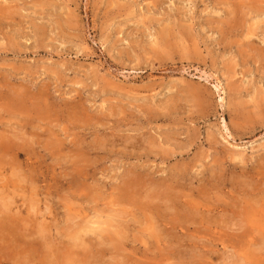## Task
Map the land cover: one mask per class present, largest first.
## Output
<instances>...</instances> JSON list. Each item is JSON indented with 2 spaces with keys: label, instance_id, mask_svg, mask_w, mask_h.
Listing matches in <instances>:
<instances>
[{
  "label": "rangeland",
  "instance_id": "obj_1",
  "mask_svg": "<svg viewBox=\"0 0 264 264\" xmlns=\"http://www.w3.org/2000/svg\"><path fill=\"white\" fill-rule=\"evenodd\" d=\"M0 212V264H264V0H0Z\"/></svg>",
  "mask_w": 264,
  "mask_h": 264
},
{
  "label": "bare ground",
  "instance_id": "obj_2",
  "mask_svg": "<svg viewBox=\"0 0 264 264\" xmlns=\"http://www.w3.org/2000/svg\"><path fill=\"white\" fill-rule=\"evenodd\" d=\"M15 96H16V95H15ZM38 107H39V106H38ZM6 126H7V125H6ZM6 130H7V129H6ZM49 131H50V130H49ZM8 133H9V132H8ZM6 142H7V141H6ZM16 142H17V141H16ZM22 147H23V146H22ZM7 157H8V156H7ZM139 184H140V183H139ZM137 190H138V189H137ZM244 190H245V189H244ZM163 192H164V191H163ZM146 195H147V194H146ZM10 198H11V197H10ZM10 200H11V199H10ZM178 200H179V199H177V201H178ZM11 201H13V200H11ZM131 201H133V200H131ZM6 203H7V201H6ZM37 203H38V202H37ZM3 205H4V203H3ZM37 205H39V204H37ZM6 206H7V205H6ZM2 207H4V206H2ZM9 207H10V206H9ZM31 207H32V206H31ZM33 208H34V206H33ZM9 210H11V209H9ZM34 210H35V208H34ZM37 210H38V209H37ZM32 211H33V210H32ZM6 212H7V211H6ZM10 212H11V211H10ZM192 212H193V211H192ZM135 213H136V212H135ZM147 213H148V212H147ZM0 214H1V212H0ZM1 215H4V214H1ZM7 216H8V215H7ZM216 216H217V215H216ZM0 218H2V217H0ZM3 218H4V217H3ZM0 220L3 221L4 219H0ZM8 220H9V219H8ZM2 221H1V222H2ZM15 221H16V220H15ZM238 221H239V220H238ZM1 222H0V223H1ZM8 222H9V223H10V222L12 223L11 220H9ZM3 223H4V222H3ZM9 223H8V225H9L8 228L12 227L13 225H14L13 228H15V227H17V225H18V224H17V225L15 226V224L13 223V225L11 226ZM15 223H16V222H15ZM67 223H68V222H67ZM86 223H87V222H86ZM1 224H2V223H1ZM4 224H5V223H4ZM4 224H2V225H4ZM4 226H5V225H4ZM41 226H42V225H41ZM39 227H40V226H39ZM39 227H38V228H39ZM112 227H113V226H112ZM1 228H2V227H1ZM3 228H4V227H3ZM255 228H256V227H255ZM98 229L100 230V228H97V231H99ZM1 230H2V229H1ZM1 230H0V231H1ZM6 230H7V229H5V231H6ZM9 230H10V229H9ZM15 230H16V229H15ZM39 230H40V229H39ZM88 230H89V229H88ZM254 230H255V229H254ZM2 231H4V229H3ZM2 231H1V232H2ZM16 231H17V230H16ZM40 231H41V230H40ZM46 231H47V229H46ZM82 231L84 232V230H82ZM89 231H91V232L93 231V232H94V229H92V230L90 229ZM95 231H96V228H95ZM101 231H103L102 228H101ZM251 231H252V230H251ZM1 232H0V233H1ZM10 232H11V230H10ZM17 232H18V231H17ZM20 232H21V231H20ZM103 232H104V231H103ZM105 232H106V231H105ZM107 232L109 233V231H107ZM7 233H8V232H7ZM47 233H48V232H47ZM95 233H97V232H95ZM95 233H94V234H95ZM115 233H116V232H115ZM15 234H16V233H15ZM20 234H21V233H20ZM0 235L2 236V233H1ZM30 235H31V234H30ZM30 235H29V236H30ZM77 235H78V234H77ZM1 236H0V237H1ZM4 236H5V233H4ZM10 236H11V234H10ZM22 236H23V235H22ZM6 237H7V236H6ZM30 237H31V236H30ZM74 237H75V236H74ZM77 237L79 238V236H77ZM77 237H76V238H77ZM82 237H83V236H82ZM2 238H3V236H2ZM23 238H24V237H23ZM35 238H36V237H35ZM78 238H77V240H78ZM80 238H81V237H80ZM252 238H253V237H252ZM252 238H251V239H252ZM5 239H6V238H5ZM7 239H8V238H7ZM7 239H6V240H7ZM40 239H41V238H40ZM82 239H83V238H82ZM253 239H255V238H253ZM263 239H264V237H263ZM25 240H27V239H25ZM41 240H42V239H41ZM77 240H76V241H77ZM1 241H3V240H1ZM4 241H5V240H4ZM44 241H45V240H44ZM255 241H257V240H255ZM255 241H254V242H255ZM261 241L263 242V240H261ZM12 242H13V241H12ZM13 243H14V242H13ZM44 243H45V242H44ZM83 243H84V242H83ZM115 243H116V242H115ZM245 243H246V242H245ZM260 243H261V242H260ZM71 244H72V243H71ZM250 244H252V243H250ZM262 244H263V243H262ZM1 245H2V243H1ZM7 245H9V244H7ZM7 245H5V246L8 247ZM52 245H54V244H52ZM252 245H253V244H252ZM255 245L257 246V243L254 244V246H255ZM258 245H260V244L258 243ZM242 246H243V245H242ZM1 247H4V246H1ZM1 247H0V249H1ZM29 247H30V246H29ZM29 247H28V248H29ZM64 247H65V246H64ZM259 247H261V246H259ZM46 249H47V248H46ZM50 249H55V248L50 247ZM258 249H260V248H258ZM2 250H3V249H1V251H2ZM12 250H13V249H12ZM27 250H31L32 252L35 251L34 249L32 250L31 247H30V249H27ZM42 250H43V249H42ZM69 250H70V249H69ZM1 251H0V252H1ZM47 251L49 252V250H47ZM53 251H54V250H53ZM53 251H50V252H53ZM69 252H70V251H69ZM33 253H34V252H33ZM36 253H37V252H36ZM57 253H58V252H57ZM72 253H74V252H72ZM7 254H8V253H7ZM21 254H22V253H21ZM23 254H24V253H23ZM27 254H28V253H27ZM27 254H26V255H27ZM46 254H47V253H46ZM68 254H70V253H68ZM0 255L2 256V255H4V254H0ZM39 255H40V254H39ZM70 255H72V254H70ZM8 256H9V255H8ZM12 256H13V255H12ZM50 256H51V255H50ZM50 256L48 257L49 259H50ZM53 256H54V255H53ZM53 256H51V257H53ZM2 257H3V256H2ZM9 257H10V256H9ZM55 257H56V256H55ZM38 258H39V257H38ZM43 258H44V262H45V257H43ZM68 258H69V257H68ZM68 258H67V259H68ZM121 258H122V257H121ZM2 259H3V258H2ZM49 259H46V260H48V263H49ZM63 259H64V258H63ZM239 259H240V258H239ZM244 259H245V258H244ZM60 260H61V259H60ZM241 260H242V259H241ZM1 261H2V260H1ZM1 261H0V262H1ZM50 261H51V260H50ZM58 261H59V260H58ZM242 261H243V260H242ZM17 262H18V261H17ZM53 262H54V260L52 261V263H53ZM52 263H49V264H52ZM1 264H2V263H1ZM44 264H46V262H45ZM54 264H55V262H54Z\"/></svg>",
  "mask_w": 264,
  "mask_h": 264
}]
</instances>
